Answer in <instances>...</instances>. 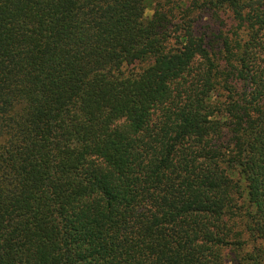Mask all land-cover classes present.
Segmentation results:
<instances>
[{
	"label": "trees",
	"instance_id": "trees-1",
	"mask_svg": "<svg viewBox=\"0 0 264 264\" xmlns=\"http://www.w3.org/2000/svg\"><path fill=\"white\" fill-rule=\"evenodd\" d=\"M0 264H264V0H0Z\"/></svg>",
	"mask_w": 264,
	"mask_h": 264
},
{
	"label": "rangeland",
	"instance_id": "rangeland-1",
	"mask_svg": "<svg viewBox=\"0 0 264 264\" xmlns=\"http://www.w3.org/2000/svg\"><path fill=\"white\" fill-rule=\"evenodd\" d=\"M147 14L149 15L150 14V12H147ZM197 16V12L194 14V16L193 17H196Z\"/></svg>",
	"mask_w": 264,
	"mask_h": 264
}]
</instances>
